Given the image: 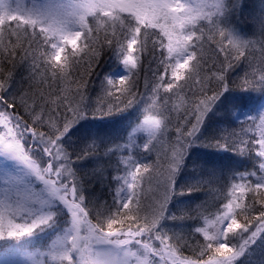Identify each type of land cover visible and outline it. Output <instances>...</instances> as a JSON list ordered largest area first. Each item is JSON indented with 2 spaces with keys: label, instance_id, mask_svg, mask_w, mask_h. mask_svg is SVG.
<instances>
[{
  "label": "snow or ice",
  "instance_id": "obj_1",
  "mask_svg": "<svg viewBox=\"0 0 264 264\" xmlns=\"http://www.w3.org/2000/svg\"><path fill=\"white\" fill-rule=\"evenodd\" d=\"M235 7L0 0V241L16 242V264H264V109L220 111L225 93L264 91V20L248 38L228 22ZM106 54L124 73L94 91ZM133 108L130 123L105 122ZM211 112L223 119L206 137ZM195 147L255 164L236 171Z\"/></svg>",
  "mask_w": 264,
  "mask_h": 264
},
{
  "label": "trees",
  "instance_id": "obj_2",
  "mask_svg": "<svg viewBox=\"0 0 264 264\" xmlns=\"http://www.w3.org/2000/svg\"><path fill=\"white\" fill-rule=\"evenodd\" d=\"M38 1V0H37ZM33 2H28L27 5H32ZM229 5L235 4V10L228 17V22L235 25L239 31L246 35L248 38L257 39L259 33V27L262 20H264V0H228ZM154 31H159V29H155ZM80 43L79 41L77 42ZM69 45V49H70ZM205 47H208L206 45ZM258 47V46H257ZM208 55H211L209 52ZM259 55V53H257ZM19 61V57H17ZM145 64L147 60L144 61ZM246 65H241L236 68L232 72V78L237 79L238 77H242L244 75V68ZM17 74V79H21L22 77H26L28 75V70L23 64L17 65L14 69ZM123 71V67L119 65L115 59L110 55L106 54L102 58V62L97 67V73L99 74L95 78L94 91L99 83V80L103 77L104 74H109L113 77L120 72ZM141 90H143L141 86ZM227 98L226 104L224 108H221L220 111H224L227 109H236L237 117L240 119L243 118L245 114L254 115L260 112L264 108V91L259 90H233L230 93H225L224 97H221V100L224 101ZM139 107V106H137ZM20 113L23 114V110H20ZM137 108L129 109L127 112L122 113L118 116L105 118V122L114 125L115 127H120L121 125H125L130 123V121L135 120L137 116ZM223 119L221 116H217L214 112L209 113L208 117L205 120V125L202 128V132L206 137L215 136L219 128L221 127L220 121ZM232 119V126L235 127L238 123L236 117H230ZM193 156L201 157L203 159L211 160V161H219L224 165H227L230 168H233L236 171H246L253 168L255 164V160L253 158L254 154H250L249 156H237L232 152H224L217 151L215 149H207L195 147L192 150ZM183 178V177H182ZM94 194L98 196L101 200L109 199L110 196L108 194V189L101 188L100 185L94 186ZM192 196L197 200L208 199L211 200L213 197V193L211 189H209V194L206 196L205 193H193ZM189 199L188 197H180L177 201L174 202L173 207L176 204H180ZM190 223V222H186ZM169 226L179 228L181 225L179 222H169ZM11 242L15 241H0V249L1 247H5ZM185 255H190L191 253L185 251Z\"/></svg>",
  "mask_w": 264,
  "mask_h": 264
},
{
  "label": "rangeland",
  "instance_id": "obj_3",
  "mask_svg": "<svg viewBox=\"0 0 264 264\" xmlns=\"http://www.w3.org/2000/svg\"><path fill=\"white\" fill-rule=\"evenodd\" d=\"M28 2H30V0H21V3L25 7L31 6L30 4L27 5ZM31 2H33V0H31ZM37 2H39V3H50L54 6H64L65 8H67L69 5L77 2V0H38ZM123 73H124V69L122 72H120V74H117L116 76H120ZM247 115H249V114H247ZM0 246H1V244H0ZM15 246H16V242H11L8 245H6L5 247H1L0 250H5V251L3 252V255L0 256V259H3L6 262V264H16L18 257L16 256V253H15ZM27 246H28V248L26 249V252H28V253H33L37 249L40 248L39 242H37L34 246H32V245H27ZM21 259H24V257H21Z\"/></svg>",
  "mask_w": 264,
  "mask_h": 264
}]
</instances>
